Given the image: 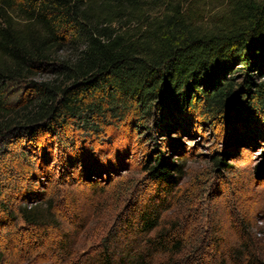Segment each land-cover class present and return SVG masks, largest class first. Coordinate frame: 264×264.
<instances>
[{"label": "trees", "instance_id": "16d2710c", "mask_svg": "<svg viewBox=\"0 0 264 264\" xmlns=\"http://www.w3.org/2000/svg\"><path fill=\"white\" fill-rule=\"evenodd\" d=\"M179 6L0 0V153L2 145L24 142L14 163L27 156L45 161L56 149L61 164L78 166L96 188L99 166L80 152L77 135L99 133L106 120L148 115L166 137L175 122L206 114L223 124L227 139L244 137L256 122L253 101L264 109V0H231L227 13L205 28ZM163 143L143 167L152 183L147 200L82 252L83 224L69 200L53 192L41 210L10 208L0 198V264H264L263 244L243 218L233 222V241L188 239L168 214L182 166ZM215 163L226 165L224 158Z\"/></svg>", "mask_w": 264, "mask_h": 264}, {"label": "rangeland", "instance_id": "374dc122", "mask_svg": "<svg viewBox=\"0 0 264 264\" xmlns=\"http://www.w3.org/2000/svg\"><path fill=\"white\" fill-rule=\"evenodd\" d=\"M165 1L179 4L186 17L205 28L227 13L231 0ZM235 75L241 81L242 74L235 71ZM253 78L259 81L257 70ZM252 105L257 111L256 122L244 137L227 139L223 124L206 114L191 122H175L166 137L156 133L153 117L148 115L115 123L106 120L99 133L77 135L80 152L99 166L92 175L96 188L84 182L78 166L61 164L56 149L48 160L27 156L14 163L24 142L2 145L0 198L10 208L31 205L41 210L53 192L60 202L69 200L71 213L82 220V232L77 235L82 252L119 217L147 200L152 183L143 167L150 150L165 141L163 151L182 166L176 198L168 214L183 224L188 239L217 236L223 242L233 241V222L243 218L252 237L259 239L264 248V109L258 108L256 100ZM7 151L10 153L4 155ZM216 157L224 158L226 165H216ZM30 160L32 174L27 172ZM11 166L17 171L11 172ZM25 192L30 194L24 197ZM18 224L23 222L18 220Z\"/></svg>", "mask_w": 264, "mask_h": 264}]
</instances>
